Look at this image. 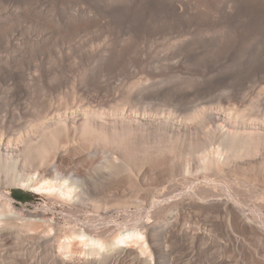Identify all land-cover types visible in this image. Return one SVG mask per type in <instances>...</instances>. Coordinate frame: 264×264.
<instances>
[{
	"label": "bare ground",
	"instance_id": "obj_1",
	"mask_svg": "<svg viewBox=\"0 0 264 264\" xmlns=\"http://www.w3.org/2000/svg\"><path fill=\"white\" fill-rule=\"evenodd\" d=\"M15 1L0 8V260L264 264V0ZM20 22L39 34L11 48ZM196 54L259 57L260 82L245 92ZM173 72L187 88L159 85ZM14 187L52 206H16Z\"/></svg>",
	"mask_w": 264,
	"mask_h": 264
},
{
	"label": "rangeland",
	"instance_id": "obj_2",
	"mask_svg": "<svg viewBox=\"0 0 264 264\" xmlns=\"http://www.w3.org/2000/svg\"><path fill=\"white\" fill-rule=\"evenodd\" d=\"M0 8H8L11 9V11H14L16 6H19V4L15 1V0H0ZM14 9V10H13ZM16 9H20V8H16ZM17 11V10H16ZM104 21V20H103ZM21 23V24H20ZM19 25H16L15 28H13L12 31H10V34L13 33V35L10 36V34H8V38L10 39V47L14 48V46L12 45L14 42L18 41V38L20 37V34H24V35H31L33 36V34L38 35L39 34V26L34 25V24H25L20 22ZM30 29V30H29ZM0 39H2L0 37ZM3 41V40H0ZM153 43H148L147 45L143 46V48L146 50H154L151 49ZM156 46H158L156 44ZM1 48V47H0ZM3 48L0 49V54L1 55H5L7 53V51H3ZM9 55L11 54V50H8ZM198 58L202 57L203 63H201L200 65H198L199 68H202L205 64H212L213 67H215V70H213L211 73H218L220 75H233L235 78H240L242 79V87L243 90L245 92H251L255 89L256 84H259L258 80L254 79V75L253 74H257L258 77L262 76V73L260 71H252L250 68H252L253 66H262L263 62L262 59L259 57H251L248 56L247 54H243L242 56H240L238 59H230V58H226L227 62H222L220 57H217L216 55H204L201 56L200 54H196ZM220 56H223V54H218ZM173 64L175 66L180 67L181 65H185V66H192L191 61H187L184 58H180L177 59L173 62ZM188 64V65H187ZM196 64V62H195ZM152 64H150L151 66ZM194 65V64H193ZM174 74L172 76H166L165 80H163L162 82H160L159 85H162L163 87H167L170 88L174 91H178L179 89H183V88H187L188 86L186 85H178V86H174L168 82H173L176 84L177 80L181 79V83H184L185 81H183V75L179 74V72H173ZM7 72H6V68L4 70L0 69V85H5V78H6ZM178 75V76H175ZM196 79H198V76H194ZM161 78V77H158ZM194 79V78H192ZM195 80V79H194ZM199 81H202L201 78L198 79ZM195 89V88H194ZM0 109L2 110L1 114L3 112H5L8 109V105L4 104L1 102L0 99ZM14 196H21L23 197L22 201L17 200L16 198H14V200L17 203H23L22 206H19L23 209L26 210H33V211H38L41 212L43 211V204L44 203H48L50 206H52V202L48 201L47 198L41 194L39 191H36L34 189L31 188H22V187H14L11 189V195ZM54 211H55V215L57 216V218L60 221H63L64 217L62 215V210L61 207L58 206H54ZM67 245H65L66 247ZM68 248V247H66ZM66 248H64V246L61 247V250L64 251L66 250ZM12 245L11 244H2L0 245V251L4 254V255H8L12 250ZM0 264H10V262L7 259H2L0 260Z\"/></svg>",
	"mask_w": 264,
	"mask_h": 264
},
{
	"label": "trees",
	"instance_id": "obj_3",
	"mask_svg": "<svg viewBox=\"0 0 264 264\" xmlns=\"http://www.w3.org/2000/svg\"><path fill=\"white\" fill-rule=\"evenodd\" d=\"M14 198H16L17 200L19 201H22L23 200V197L21 196H14V194L12 195V200H13V203L16 205V206H22L23 203H17Z\"/></svg>",
	"mask_w": 264,
	"mask_h": 264
}]
</instances>
